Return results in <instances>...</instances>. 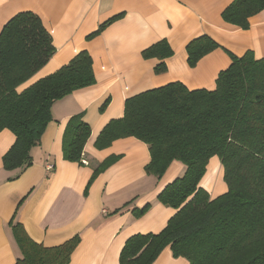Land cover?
<instances>
[{
  "label": "crops",
  "instance_id": "1",
  "mask_svg": "<svg viewBox=\"0 0 264 264\" xmlns=\"http://www.w3.org/2000/svg\"><path fill=\"white\" fill-rule=\"evenodd\" d=\"M234 0H0V33L16 15H37L52 37L56 52L22 88L68 65L80 52L93 60L96 83L79 89L52 107L53 121L41 142L31 150L32 165L7 171L3 156L15 143L9 130L0 131V264H17L22 257L10 222L21 224L37 244L55 247L79 236L81 243L70 264H120L126 241L137 234H157L175 215L158 195L185 167L173 162L161 180L146 173L150 152L135 138L115 141L98 150L95 142L112 120L124 116L127 99L148 90L180 82L189 90H214L219 74L232 63L229 53L242 57L252 51L264 59V10L241 29L224 21L223 12ZM120 16L92 39L109 20ZM207 36L221 48L203 57L192 68L187 45ZM167 40L174 54L165 60L166 71L156 74L160 63L143 52ZM109 100L107 107L100 110ZM83 114L91 127L83 165L63 159V135L69 119ZM116 158L98 174L103 162ZM84 162H87L86 165ZM53 165L52 172L47 171ZM201 187L211 199L228 191L218 157L210 159ZM147 204L140 218L135 209ZM153 264H189L175 258L168 247Z\"/></svg>",
  "mask_w": 264,
  "mask_h": 264
},
{
  "label": "trees",
  "instance_id": "2",
  "mask_svg": "<svg viewBox=\"0 0 264 264\" xmlns=\"http://www.w3.org/2000/svg\"><path fill=\"white\" fill-rule=\"evenodd\" d=\"M263 10L264 0H234L222 16L245 30ZM119 18L109 20L88 39ZM219 48L207 36L192 40L186 48L189 66L194 68ZM55 52L51 35L31 12L16 15L0 33V131L9 130L16 138L3 156L7 171L32 165L31 150L53 121L56 102L96 83L93 60L82 51L68 65L22 88ZM173 54L168 41L162 40L146 49L143 57L159 60L155 73L162 74L165 60ZM229 55L232 63L219 74L214 90L191 91L175 82L145 91L127 99L124 116L110 121L98 136V150L125 138L145 143L151 158L145 170L157 180L173 162L185 167L183 175L158 195L175 215L157 234L130 237L120 264H153L168 247L175 258H185L189 264H264V59H257L252 51L242 57ZM90 136L84 115L71 117L63 135V159L83 165ZM215 156L223 165L228 191L211 199L200 184ZM115 160L100 164L90 184ZM150 208L147 204L135 209V217ZM10 226L22 253L17 264H70L81 243L76 236L45 247L34 242L21 224L12 220Z\"/></svg>",
  "mask_w": 264,
  "mask_h": 264
},
{
  "label": "built area",
  "instance_id": "3",
  "mask_svg": "<svg viewBox=\"0 0 264 264\" xmlns=\"http://www.w3.org/2000/svg\"><path fill=\"white\" fill-rule=\"evenodd\" d=\"M86 165L88 164L87 162H84ZM54 170V166L53 165H48L47 166V171H49V172H52Z\"/></svg>",
  "mask_w": 264,
  "mask_h": 264
}]
</instances>
